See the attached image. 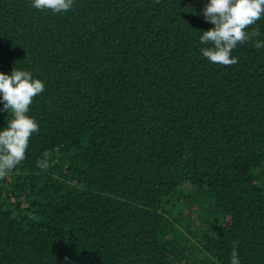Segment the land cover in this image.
<instances>
[{
  "label": "trees",
  "instance_id": "trees-1",
  "mask_svg": "<svg viewBox=\"0 0 264 264\" xmlns=\"http://www.w3.org/2000/svg\"><path fill=\"white\" fill-rule=\"evenodd\" d=\"M208 2L0 0V73L45 85L0 179V264H231L234 241L264 264V17L214 64Z\"/></svg>",
  "mask_w": 264,
  "mask_h": 264
},
{
  "label": "clouds",
  "instance_id": "clouds-1",
  "mask_svg": "<svg viewBox=\"0 0 264 264\" xmlns=\"http://www.w3.org/2000/svg\"><path fill=\"white\" fill-rule=\"evenodd\" d=\"M74 0H32V7L51 10L54 14L69 11ZM204 20L214 27L202 31L200 43L207 45L200 49L203 57L211 63L233 66L238 59L232 56L238 44L260 36L258 29L251 28L264 17V0H209L201 9ZM251 30L249 31L248 29ZM255 47H264V41L256 40ZM44 83L32 77L28 71L12 69L5 75L0 73V111H11L12 119L0 130V179L25 159L29 140L39 131L36 120L29 117V106L33 98L44 91ZM48 154L38 161V166L47 168ZM238 241L233 242L231 264H241L236 251Z\"/></svg>",
  "mask_w": 264,
  "mask_h": 264
},
{
  "label": "rangeland",
  "instance_id": "rangeland-1",
  "mask_svg": "<svg viewBox=\"0 0 264 264\" xmlns=\"http://www.w3.org/2000/svg\"><path fill=\"white\" fill-rule=\"evenodd\" d=\"M186 193V192H185ZM188 202H189V200H188Z\"/></svg>",
  "mask_w": 264,
  "mask_h": 264
}]
</instances>
